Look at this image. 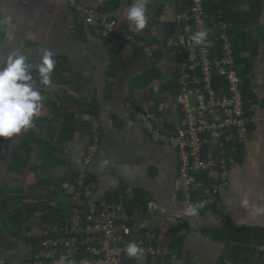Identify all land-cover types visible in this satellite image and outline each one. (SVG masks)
<instances>
[{"label":"crops","instance_id":"0c3cea01","mask_svg":"<svg viewBox=\"0 0 264 264\" xmlns=\"http://www.w3.org/2000/svg\"><path fill=\"white\" fill-rule=\"evenodd\" d=\"M79 1L92 8L98 20H116L154 45V55L149 58L117 36H105L85 25L69 0H0V62L7 53L19 50L36 63L41 50L50 49L62 70L54 85L37 81L44 100L33 126L14 137L0 138V264H27L39 250V240L64 236L59 224L66 226L78 210L75 181L84 169L97 184L91 200L110 202L113 195H120L127 204H147L142 216L145 229L136 236L154 244L160 253L154 261L139 259V264H264L259 254L264 252V0L227 6L235 25L233 42L241 51L236 66L253 95L248 109L252 122L228 176L229 186L220 191L216 205L197 209L195 216L184 214L192 205L183 198L185 185L178 176L176 152L154 143L127 107L131 102L135 109L148 112L166 132L181 127L176 96L182 56L177 17L187 1L139 0L148 18L139 32L125 18L138 0ZM250 1L259 3L253 11ZM217 2L206 0L207 7ZM7 34L13 39H6ZM115 61L119 68L112 72ZM224 91L219 88V93ZM92 101L101 137L96 157L85 168L92 116L81 111L79 103ZM57 106L88 126L51 154L44 148L51 140L49 129L41 120L49 119L52 128L61 129L66 116L55 120ZM19 157L23 167L11 170ZM206 175L216 181L213 173ZM151 202L154 208L149 207ZM178 225L186 228L181 230L185 238L176 253L172 244ZM239 229L253 233L242 234ZM254 230L263 238L260 243Z\"/></svg>","mask_w":264,"mask_h":264},{"label":"built area","instance_id":"2783aa9c","mask_svg":"<svg viewBox=\"0 0 264 264\" xmlns=\"http://www.w3.org/2000/svg\"><path fill=\"white\" fill-rule=\"evenodd\" d=\"M187 6L177 17L181 28L179 46L183 60L178 66V81L181 86L178 102L182 112L181 127L175 133L166 132L156 124L153 116L127 107L133 112L148 137L157 144L174 150L178 157V176L184 182V200L192 206L207 209L216 205L221 190L229 186L228 176L237 164L241 147L250 134L251 119L245 114L246 102L241 84L243 78L237 68L233 48L234 23L226 21L223 12L208 21L206 0H186ZM80 21L92 28L100 29L105 36H117L152 58L155 46L131 33L116 20L96 18L92 8L79 0H69ZM219 32L216 37L220 47L215 48L210 31ZM198 31H207V40L199 45L191 39ZM210 46H209V43ZM216 51H215V50ZM218 51V53H217ZM198 72V74L196 73ZM223 74L229 82V93H219L213 86L214 76ZM250 104V103H249ZM92 141L85 151L84 167L92 164L96 157L101 137L97 117L90 118ZM213 173L215 182L205 186L197 183L198 176ZM76 201L78 210L71 215L67 225L61 227L64 235L56 239L44 238L41 247L33 253L27 264H125L127 245L137 243L141 248V260L154 261L160 251L136 233L145 229L146 219L138 213L131 215L122 198L116 201H98L94 198L97 184L84 169L76 178ZM192 189L200 191L194 198ZM154 208V204H149ZM89 224H85V221Z\"/></svg>","mask_w":264,"mask_h":264},{"label":"clouds","instance_id":"9594fccd","mask_svg":"<svg viewBox=\"0 0 264 264\" xmlns=\"http://www.w3.org/2000/svg\"><path fill=\"white\" fill-rule=\"evenodd\" d=\"M146 12L145 4L139 0L127 9L125 18L136 32L147 26ZM207 37V31H198L191 39L199 45L205 42ZM6 39L11 40L13 37L7 34ZM208 43L210 46L211 42ZM56 63L55 53L50 49H42L36 63L30 61L27 55L19 50L9 52L3 57L0 62V138H10L22 133L31 128L34 120L40 117L44 98L37 86V79L40 85L50 86ZM197 207L186 208L184 214L195 216ZM142 251L135 242H130L126 248L127 255L136 258L138 264ZM65 259L61 257L59 264H65Z\"/></svg>","mask_w":264,"mask_h":264},{"label":"trees","instance_id":"16d2710c","mask_svg":"<svg viewBox=\"0 0 264 264\" xmlns=\"http://www.w3.org/2000/svg\"><path fill=\"white\" fill-rule=\"evenodd\" d=\"M241 0H218L217 3L215 4H212L210 7H207V10H208V21L210 23L213 22L214 20V16L217 15L219 12H223L224 15H225V18H226V21H230V22H233L232 20H229V16H230V13L231 11L228 10V5L233 3V2H240ZM261 2V1H260ZM250 4H251V7H252V11L253 9L259 4V3H254V2H251L250 1ZM249 16L252 15V14H248ZM219 35V32L215 29H211L210 31V39L212 41V45L215 47V48H219L220 47V42L217 41L216 37ZM232 41H234L232 39ZM235 42H233V48H234V52H235V56L238 58L240 52H238V50L236 49V44H234ZM215 50V49H214ZM216 51V50H215ZM218 53V51H217ZM184 58V55L179 57L180 60H183ZM57 62L59 60H56ZM238 64H240V61H238ZM119 62L118 61H115L114 64H112V72H115L117 71L116 68H119ZM57 63H56V67L52 73V84L54 85L56 83V77H58L59 75L62 74V70L59 71V68H57ZM241 71H239L240 73ZM198 74V72H196ZM240 75L242 76V72L240 73ZM38 81V79H37ZM177 83H178V78H177ZM179 86V91L176 93V96L178 97L179 94H180V90H181V86L180 84H178ZM213 86L215 89H219L221 87L225 88L227 92H225L224 94H228L229 93V82L227 80V78H224V77H217L214 76V79H213ZM241 88H242V93H243V98L246 102V111H245V114H246V117L248 116V109H249V106L252 101V98H253V95L251 93V91L249 90V85H248V82L245 81V79H243V83L241 84ZM95 101H92L91 103H79V106L82 108L81 111H84L85 114H89V116H95L97 117V112H96V107H95ZM79 107V108H80ZM56 111V117H55V120L59 119V117H62V116H66V123L62 125L61 129H54L51 127V121L49 119H42L41 121H43V123H45V127H47L49 129V139L50 142H48L46 144V147H44L46 150H48L51 154H53V152H55V147L56 146H63L67 141H70L73 139V137L75 136L74 134L77 132V131H80L83 127L85 126H88V125H82V123H79L78 119L75 118L74 115L72 114H63L62 113V109H60L59 106H57V109L55 110ZM80 125L82 127H80ZM57 138V140H56ZM56 140V141H55ZM29 139L26 140L24 143L25 144H28L29 143ZM25 152H28V150L26 149ZM24 165V162L23 160L21 161L20 160V157L15 159V162L13 163L12 167H11V170L13 171H19V168L23 167ZM204 178H201L202 176H198L197 178V183H203L205 186L207 185H211L213 183L212 180H214V178L212 179L211 177H209L208 175L203 174ZM212 179V180H211ZM76 187V185H75ZM60 191V189H59ZM65 192V190H64ZM191 193L193 194L194 198H196L197 196H199V193L200 191H198L197 189H192ZM76 194V193H75ZM120 195H113V197L111 199H109L110 201H116L118 200ZM136 201V200H135ZM125 204H126V208H127V211L131 214V215H134L135 213H138L140 216H144L146 214V208H147V204L144 203L143 207H137L135 203L133 202H129L127 204L126 200L124 201ZM137 202V201H136ZM197 209H200V208H197ZM63 226V223L59 224V228H61ZM178 228L176 230V237H175V243L172 244V246L174 247L175 249V252L176 253H179L180 252V249H181V245L184 241V236H182V233H181V230L185 229L186 227L183 226V225H178ZM227 231V230H225ZM237 232H240L242 234H245V233H253L252 230H246V229H239L237 230ZM254 233L257 235L256 239H257V242L260 243L263 238H259V234L257 231L254 230ZM259 238V239H258ZM41 240H44L41 239ZM41 241L39 240V246L37 249L40 248V243ZM254 253V251L252 252ZM172 256V255H171ZM170 256V257H171ZM176 256V254H175ZM169 259V258H168ZM138 263V260L136 258H127L125 264H137Z\"/></svg>","mask_w":264,"mask_h":264},{"label":"water","instance_id":"95a60500","mask_svg":"<svg viewBox=\"0 0 264 264\" xmlns=\"http://www.w3.org/2000/svg\"><path fill=\"white\" fill-rule=\"evenodd\" d=\"M259 254L261 255V258L264 257V252L263 251H261Z\"/></svg>","mask_w":264,"mask_h":264}]
</instances>
